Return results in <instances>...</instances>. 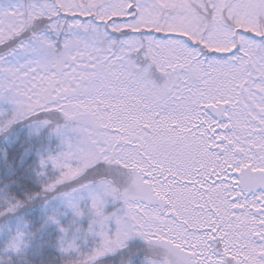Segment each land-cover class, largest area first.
I'll list each match as a JSON object with an SVG mask.
<instances>
[{
    "label": "rangeland",
    "instance_id": "obj_1",
    "mask_svg": "<svg viewBox=\"0 0 264 264\" xmlns=\"http://www.w3.org/2000/svg\"><path fill=\"white\" fill-rule=\"evenodd\" d=\"M58 2L65 10L70 11H81L80 9L85 7L84 5L79 7L81 3L78 4L77 0H58ZM87 2L90 5V11L97 12L99 18L108 19L111 16H127L128 8L133 0H109L107 3L103 0H87ZM259 2L264 3V0H219L214 3V10L206 12L197 9V6L202 8L201 0H137V17L133 20L126 19L125 23H120L119 26L123 25L134 31L145 29L176 34L175 37L170 36L165 39L158 37L147 39L148 58H151L161 69L163 75L168 74L169 70L176 65L181 68L177 83L169 84L164 96H161L154 85L144 78L141 74L143 71L134 72L130 68L126 56L138 47L133 37L123 39L116 54H111L110 51L102 52L101 42L104 31L100 32L94 25H83V31L74 30L78 50L76 62L70 67L61 63L57 68V65L48 60V56L40 57L34 47L22 48L0 63V94H3L7 101L5 107H0V114H4L5 109L7 112H13L15 115L18 113L20 116L37 115L51 110L68 113L75 109H72V106L95 113L103 128L102 131L95 133L94 130L85 128V130H77L75 138L68 136L67 139V129H65L63 133L66 138L65 149L59 157L52 160L51 167L61 170L64 173L62 177L67 182V177L75 178L88 166L89 161L94 163L97 158L100 161H106L112 157L119 165L124 167L135 165L141 169L143 175L151 177L154 194L161 198L163 191L158 173L160 168L165 167L158 153L166 146L165 136H171V133L169 129L162 132L163 125L155 120V114L160 113V105L170 103L176 110L178 107L181 108L184 98L192 99L197 82L194 79L190 80V68L200 73L199 76H205L207 71L221 70L226 67L234 69L231 70L233 72L241 68L238 67L237 62H250V72L255 69L253 74L244 73L241 76L250 82L254 92L260 91L261 84L256 80L259 79L261 82V79H264V68H262L264 65L255 67V64L259 58H264V42L248 38L242 31L234 35L233 29L229 26L233 24L236 28L260 33L261 28H264V16L259 15ZM34 9L38 13H46L54 12L55 7L53 3L44 1ZM209 13H211V25L203 38L202 34L208 25L203 19ZM21 20L22 13L17 5L0 7V38L9 35L12 30L18 31ZM182 35H192L194 40L201 38L210 50H217L220 53L237 49L234 54L224 59L215 57L203 59L197 52L194 53L184 39L180 38ZM258 50H260L259 55L256 53ZM97 64L103 68L111 67L110 73L105 78L93 82L94 86H86L85 83L88 82ZM135 68L137 70L136 66ZM76 89L80 93L75 94ZM145 126L152 129V136H146ZM188 132H183V149H186L185 154L189 155V158H183V161L187 160L183 164L185 166L189 164V160L192 161V155L189 152L193 151L192 133ZM157 133L162 135L160 140L164 143L157 142ZM173 138L174 136L170 138V141ZM90 144L95 145L98 154L92 155L88 149L94 148H90ZM169 148L167 145V149ZM111 174L119 182L120 175L114 172ZM173 194L177 197L182 196L180 199L185 203L188 201L189 196L183 189L176 190ZM105 198V190L98 187L88 186L79 192L68 191L65 195V204L67 203L70 210L67 217L72 212L74 219L67 218V222L75 223L77 220H82L84 211L87 209L95 213L93 220H97L107 210ZM59 202L62 203V200ZM156 203L154 205L130 204L131 222L129 224L137 226L136 232L143 231L149 236L164 237V234L166 235L167 228L172 226L171 222L176 216L166 218L162 207L158 202ZM174 213L177 215V212ZM180 217L191 231L190 237L187 238L195 241L201 239L199 248L201 247L203 255L209 258L203 264H208L211 259L207 243L208 235L195 228L201 225L207 226L200 220L197 224L193 223L190 215L184 214ZM185 225L180 230L175 229L172 238L176 237L179 242L186 243L187 239L185 237L182 239L181 235L182 231L186 232ZM119 228L115 224L113 227L109 224L104 232H99L97 228L91 226L90 254L111 253L113 245L118 243ZM81 238L82 236H78L70 247L76 248L75 244L82 241V246L79 248L86 250L88 247H84L85 242ZM24 240L21 232L14 235L11 240L12 249L19 250ZM190 245L192 244H187V247ZM224 246L228 247L225 244ZM235 254L236 252L233 251L229 256L234 257Z\"/></svg>",
    "mask_w": 264,
    "mask_h": 264
},
{
    "label": "trees",
    "instance_id": "obj_2",
    "mask_svg": "<svg viewBox=\"0 0 264 264\" xmlns=\"http://www.w3.org/2000/svg\"><path fill=\"white\" fill-rule=\"evenodd\" d=\"M44 1L53 3L54 12L38 13L34 9ZM218 1L201 0L202 8L197 6V9L212 11L214 3ZM77 2L81 3L79 7L85 6L81 11L65 10L58 0H0L1 8L15 4L22 13L19 30H12L9 35L0 38V63L22 48L32 46L40 57L48 56V60L57 68L61 63L70 67L76 62L78 50L74 30L83 31V25H94L100 32L104 31L102 52L116 54L123 38L135 35L138 47L127 54L128 64L134 72L143 71L141 74L144 78L163 95L170 82L175 80L163 75L161 69L148 58L147 39L166 38L170 34L145 29L134 31L119 26L126 19L137 17V0H133L128 8L127 16H111L108 19L99 18L97 12L90 11L87 0ZM258 9L259 15L264 16V3L259 2ZM203 21L208 23L202 34L204 38L211 25V13ZM229 26L235 34L238 32L239 29L233 24ZM261 32L264 34L263 27ZM244 33L249 36L254 34L249 30ZM96 38L98 41V36ZM184 38L200 52L206 47L201 38L197 41L192 35ZM210 54L221 56L215 51ZM103 70L108 75L111 67ZM92 71L85 83L89 87L94 86L93 82L104 74L100 72L98 64ZM78 93L76 89L75 94ZM6 103L5 96L0 94V107H5ZM72 109L73 112L68 113L51 110L31 116L15 115L5 109L4 114H0V264H197L192 255L178 249V246L165 242L158 235L135 232L133 227L125 228V234L120 233V242L113 245L111 253L90 254V227L104 232L109 224L128 222L129 203L147 200V186L140 172L133 167L119 165L112 157L106 161L99 158L94 163L89 161L88 166L75 178L67 177V182L61 170L51 168L52 160L65 149V129L67 139L68 136L75 138L77 130L87 127L97 133L102 129L95 115L75 106ZM89 147L94 148L88 149L92 155L98 154L94 144ZM113 172L120 175L119 182L112 176ZM88 186L105 190L107 210L97 220H93L95 213L87 209L82 220L67 222V218L74 219V214L70 212L67 217L70 210L65 204V195L68 191L79 192ZM19 232L25 240L21 248L15 251L11 247V240ZM78 236H82L84 247H88L86 250L79 248L82 241L75 244L76 248L70 247Z\"/></svg>",
    "mask_w": 264,
    "mask_h": 264
},
{
    "label": "flooded vegetation",
    "instance_id": "obj_3",
    "mask_svg": "<svg viewBox=\"0 0 264 264\" xmlns=\"http://www.w3.org/2000/svg\"><path fill=\"white\" fill-rule=\"evenodd\" d=\"M263 62L259 58L255 67ZM238 67L197 76L188 111L162 110L164 132L170 127L171 133L162 157V209L166 218L176 216L172 222L179 226L185 224L184 214L195 224L202 221L209 239L222 244L224 261L231 259L228 251H235L237 264H264V79L256 80L261 89L254 92L241 75L255 69ZM184 131H191L193 143L186 166ZM182 189L189 196L186 203L173 194Z\"/></svg>",
    "mask_w": 264,
    "mask_h": 264
}]
</instances>
